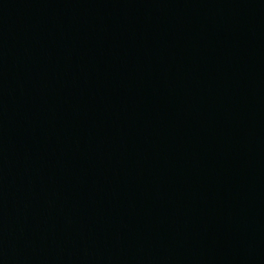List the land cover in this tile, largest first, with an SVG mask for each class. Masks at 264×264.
<instances>
[{"label":"water","instance_id":"1","mask_svg":"<svg viewBox=\"0 0 264 264\" xmlns=\"http://www.w3.org/2000/svg\"><path fill=\"white\" fill-rule=\"evenodd\" d=\"M0 264H264V0H0Z\"/></svg>","mask_w":264,"mask_h":264}]
</instances>
